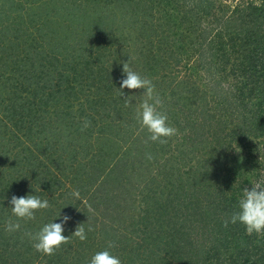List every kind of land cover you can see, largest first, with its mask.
I'll return each instance as SVG.
<instances>
[{"label":"rangeland","instance_id":"374dc122","mask_svg":"<svg viewBox=\"0 0 264 264\" xmlns=\"http://www.w3.org/2000/svg\"><path fill=\"white\" fill-rule=\"evenodd\" d=\"M249 1L263 2L215 0L217 8L208 5V12L200 11L202 18L196 28L201 34L189 33L196 37L191 40L196 49L186 56L178 45L180 33H162L163 27H156L157 23L146 30L141 23L131 34L125 29V18L138 16L128 9L132 0H0V264L58 257L59 264H88L109 242L122 264L135 253H129L131 246L139 251L146 242L157 255L149 261L152 264H237L256 250L253 264H264V233L248 234L241 228L232 246L225 248L221 238L215 244L217 251L204 255L212 228L224 217L218 214L216 220L212 218L201 227L199 222L197 226L183 223L185 215L191 219L196 214L193 211L204 197L205 169H199L217 155L216 133L219 129L228 131L238 117L231 112L230 117L224 116L227 126L225 120L217 123L223 119L218 109L227 103L223 97L229 93L230 102L236 98L232 84L224 85L223 92L218 81L232 69L238 71L237 62L231 64V60L240 62L241 57L228 51L225 33L223 40L228 46L224 47L227 55L222 63L227 61L228 69L215 66L210 71L207 64L216 61L211 51L221 52L210 39L225 20L222 7L230 6L229 14L237 4ZM18 6V12L7 13ZM83 27L95 35L88 38L89 50L73 41L77 34L81 37ZM211 45L212 50L200 53ZM127 61L134 71L152 80L162 101L159 110L177 130L166 138L169 145L162 144L163 148L147 139V131L136 119L143 90L124 89L121 96L118 89ZM243 67L242 63L240 69ZM235 77L228 75L225 83L235 81ZM130 92L136 94L133 104L126 103ZM258 93L255 90L252 97ZM207 106L210 113L204 119L209 124L201 125ZM191 121L198 125L192 126ZM262 138L252 136L247 129L254 150L263 152ZM228 153L242 156L237 150ZM257 172L260 175L254 182L264 184V166ZM142 188L159 202L177 196L184 202L194 200L191 206L195 207L179 208L182 202L168 201L167 211L148 209L151 199L149 204L144 200ZM27 193L48 199L49 208L37 210L34 219L20 220L19 230L6 231V222L17 219L11 213V195ZM60 211L71 217L64 232L69 239L51 255L37 252L26 235L33 232L32 226L25 224L29 222L38 231ZM81 223L87 232L83 241L71 236ZM163 224L166 227L162 228ZM175 227L193 238L188 248L167 243ZM179 242L178 236L173 243Z\"/></svg>","mask_w":264,"mask_h":264},{"label":"trees","instance_id":"16d2710c","mask_svg":"<svg viewBox=\"0 0 264 264\" xmlns=\"http://www.w3.org/2000/svg\"><path fill=\"white\" fill-rule=\"evenodd\" d=\"M103 1L107 2V0ZM132 1L134 3L131 2V7L129 6L128 9L136 12H129L132 15L138 14V16H135L136 18L134 19L131 16L130 20H127L125 18V29L131 34V32L135 30V27L141 25V23L146 27L145 30L153 28L149 27L151 26V23H157L158 26L156 27H163V31H161L162 33L172 32L173 34H175V36L177 35V33H180L178 37V45L180 46L181 51L186 53V56H189L190 52L196 49V47L194 46L195 42L194 44L191 43L193 37V40H195V38L201 34V31H198V29L196 28L197 22H199L202 18V15L199 16V14H203L206 11L208 12L210 9H213V6L217 8L218 4H220V1H218L217 6H215V0ZM0 4H2V2ZM23 4V2H20L19 6H23ZM242 4L243 3H241L240 5L239 3L235 7H233L229 14L228 11L230 10V6L225 5L221 8L220 12L222 13L223 17H225V20L222 21V27L218 31H216L215 37H213V39H210V41L216 48L221 49V52L211 51L213 56H215L216 61H210V64L212 63L211 65L207 64L210 71L212 70V67L215 66V69H222L223 71L228 69L227 61L222 63L223 56L227 55L226 51H224V47L228 46V42L230 44V48L228 49V51L231 53H238V55L241 57V61L238 62L237 59H232L231 64L237 62L236 65L238 71L232 69V72H228L223 76H220L221 79L225 78V81H222L221 79H219L220 81H218L219 87L221 91L223 89V92H225L224 85L227 84V86H229L230 84H232L236 89L232 91L234 92L233 96H236V98H233L231 100L232 102H230L229 99H231V95H229V93L223 97V100H227V103L224 107H221V110L218 109V113L223 119L218 118L219 120L217 121V123H223L225 120V114H228L230 117L231 112L238 114L237 120H234V122L232 123V128H228V131H221L222 129H219L216 133L215 139L217 140L215 141V143L218 141L219 145L218 147H215L217 155L212 158L210 164L203 163L202 167L199 169H205L203 176L206 182L204 197L200 201V205L196 207L197 210L193 211L196 214H194L193 216L191 215V219L187 218L186 215L185 218H183V223L188 222L190 223V225H192L196 223L198 224L199 222L201 227L212 218L216 220L218 214H222V216L224 217L223 219L219 217L218 222L216 223L217 227L212 228L211 237L208 240V245H206V249H204L203 251L204 255H209L211 252L217 251L218 248L215 244H218V240H220L221 238L224 239L223 243L225 248L232 246L235 233L241 228L242 231H245L244 226L240 223H229L227 226H225L224 221L235 210L238 196L242 193L243 188L251 187L250 184L253 183L255 179L260 175L257 171L259 170V168H261V166H264V138L261 139L263 152L254 150L253 146L247 139V129L249 130V133H252V136H255L257 138L264 137V30L261 29V27L264 26V0L262 4L254 3L253 1H249L246 5ZM208 5H211L210 9H208ZM19 6L18 8L15 7L14 10H11L7 13L10 14L13 12H18L20 9ZM158 13H160L162 16ZM234 15L237 16L234 17ZM83 28H81L82 30L81 32H79L81 37L78 38L79 34H77L73 41L77 44L80 43L85 49L89 50V48H87L88 38L91 40V36L95 35L93 31V35H90L91 33L89 29L86 32V28ZM185 30H187L188 32L183 33L185 32ZM82 32L86 33L87 36L83 37ZM194 32H196V37L195 35L193 36L189 34H194ZM225 33L229 37L228 42L223 40ZM46 48L49 50L48 52H51L50 48ZM212 48V45L209 48L208 46H206L205 48L200 49V53L203 55L205 54V51H207L208 49L212 50ZM242 63L244 64V67L240 69V65ZM246 71H248V73L245 77L243 75V72ZM228 75H232L233 77L236 76V80L231 81V83L230 81L225 83L227 81L226 77ZM249 83L252 84L249 85ZM247 85L250 88H248ZM255 90H258L259 93L258 95L252 97ZM215 99L219 98L215 97ZM210 108L211 107L207 106V108L205 109V115L204 117H202L203 121L201 125L209 124L208 121L206 122L204 118L209 115ZM229 108H231V110ZM191 123L190 127L198 125V123H192L191 126ZM223 124L227 126L228 123H226L225 120ZM163 144L169 145V141H166V143ZM163 146L161 144V148H163ZM233 150H237V152L241 153L242 156L234 154L230 155L228 153ZM236 161H240L241 163L237 164ZM191 178L192 177H190L187 182H190ZM145 190L146 188H142L141 192L145 196L144 200L148 202V198L151 199V204H149L150 202H148V209L151 210L159 211L161 209L167 211L165 205L168 201H174L177 202V204H179V202H182L183 206L178 205L179 208L193 205L192 203L194 200L192 202H184L182 201L183 199L181 197L176 196L177 194H175V199L174 197L168 200L161 199V201L159 202L155 197L150 196L147 190V193H144ZM152 200L156 201L152 203ZM139 207L141 206L139 205ZM78 212L79 211H76V214H78ZM25 225L27 227L32 226L31 230L33 232L31 233H35L37 231L36 227L30 225L29 222ZM163 226L166 227V224H163L162 228ZM169 229H171V226L169 227ZM185 231L186 230L175 227L171 235L172 237L169 234L170 239L168 238L169 240L167 241V243L169 242L176 245L179 244V248H188L187 245L192 243L189 241V239L193 238L189 235L188 231H186V234L188 235L186 236ZM165 235H167V233L161 235L162 242H165ZM253 235L255 236V234ZM178 236L182 240V242L173 243V241ZM149 244L150 242H146V245L144 246L143 243V245H141L140 247L141 250L139 249V251L138 248L135 251L133 246H131L133 251L130 250L129 253H135L123 264H134L135 261V264H152L149 263V261L154 259L153 256L156 257L157 255H155L153 246L150 247L148 246ZM253 254L256 255L257 250L254 251V253L246 256L243 259V262L237 261V264H253ZM260 259H262L261 256ZM59 261V257L47 258L43 261L41 259H37L33 263L28 262V264H59ZM61 264L67 263L63 262ZM68 264L71 263L68 262Z\"/></svg>","mask_w":264,"mask_h":264},{"label":"clouds","instance_id":"9594fccd","mask_svg":"<svg viewBox=\"0 0 264 264\" xmlns=\"http://www.w3.org/2000/svg\"><path fill=\"white\" fill-rule=\"evenodd\" d=\"M118 89L121 96L124 94V89L143 90L140 95L144 98L137 106L136 119L141 129L147 131V139L149 141L163 144L166 143V138L176 134L177 130L168 122L167 114L159 110L162 101L155 93L154 83L150 78L142 77L138 72L134 71L128 61L123 63ZM135 97L136 94L130 92L126 103L133 104L131 101ZM84 127H88L87 121L84 122ZM148 158L151 159V156L149 155ZM250 185L251 187L243 188L242 193L238 196L235 210L225 219L224 223L225 226L229 223H240L248 234H262L264 233V184L253 182ZM34 190L36 193V189ZM74 195L78 196V193H74ZM9 204L12 216L17 218L6 222L5 230L9 232L20 229V220L34 219L37 210L47 209L50 206L48 199L41 198L33 193H27L22 196L12 194ZM70 220L71 217L68 214H61L60 211L53 220L43 224L38 231L35 233L28 232L26 235L37 252L51 255L69 239L70 236L64 235V232ZM88 231H91V228ZM71 236H75L81 241L87 238L83 223L75 226ZM113 247L114 244L109 242L107 248L97 251L91 256L88 264H122L121 258L112 253L111 249Z\"/></svg>","mask_w":264,"mask_h":264}]
</instances>
